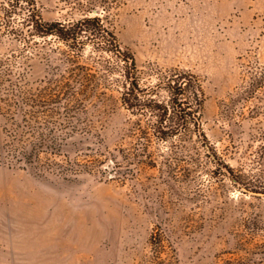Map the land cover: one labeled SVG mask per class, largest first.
I'll return each mask as SVG.
<instances>
[{"label": "rangeland", "instance_id": "374dc122", "mask_svg": "<svg viewBox=\"0 0 264 264\" xmlns=\"http://www.w3.org/2000/svg\"><path fill=\"white\" fill-rule=\"evenodd\" d=\"M11 1L0 0V264H264V0H116L109 18L143 88L176 70L200 79L201 126L230 175L196 137L154 138L156 166H146L144 142L129 136L136 118L112 82L121 73L105 67L121 63L92 45L79 59L94 83L77 106L87 126L69 138L76 167L51 168L64 156L18 159L33 139L23 99L67 66L29 40L25 2L10 16ZM35 1L47 22L78 20L91 2ZM65 116L49 120L78 122Z\"/></svg>", "mask_w": 264, "mask_h": 264}, {"label": "trees", "instance_id": "16d2710c", "mask_svg": "<svg viewBox=\"0 0 264 264\" xmlns=\"http://www.w3.org/2000/svg\"><path fill=\"white\" fill-rule=\"evenodd\" d=\"M22 1L27 9L23 25L28 27L29 40L41 38L45 46H51L58 52L67 69L58 78H51L48 85L32 97L23 99V106H20L18 112L24 121L23 127H26L33 139L27 150L21 152L20 158L17 156L18 159L37 165L41 154L64 156V163L49 160L51 168L64 172L76 167L75 162L69 160V148L74 144L69 142V138L87 126L79 124L81 119L76 116L82 112V108L77 106L82 105L83 98L88 97V91L94 83V76L87 72L88 67L79 64V59L85 48L92 45L98 52L108 53L121 63V66H114L109 59V64L105 67L112 74L116 71L121 73L120 78L112 79V82H118L122 94L121 103L136 118L129 129V136L144 142L142 151L150 158L144 163L146 166H156L149 150L154 138L160 142H168L174 137H196L216 168L232 174L233 170L210 146L203 132L201 118L205 95L197 76L176 70L161 78L156 86H141L134 55L122 48L116 33L109 25L111 12L116 8V0H90L89 6L84 10V17L68 22L45 21L35 0H12L9 2L10 16L17 15ZM97 4L103 7V17L100 14L90 15ZM74 82L80 83L79 90L73 87ZM162 90L167 92L165 99L159 98ZM78 96L82 98L79 99ZM63 112L67 120L72 121L75 118L78 122L56 127L49 119ZM116 174L119 175V171ZM159 236V233L153 236V245L156 248L161 247Z\"/></svg>", "mask_w": 264, "mask_h": 264}]
</instances>
